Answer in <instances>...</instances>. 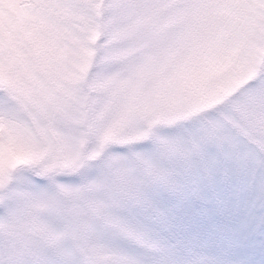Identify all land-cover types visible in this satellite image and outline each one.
Wrapping results in <instances>:
<instances>
[{"label":"snow or ice","instance_id":"6c2138e0","mask_svg":"<svg viewBox=\"0 0 264 264\" xmlns=\"http://www.w3.org/2000/svg\"><path fill=\"white\" fill-rule=\"evenodd\" d=\"M0 264H264V0H0Z\"/></svg>","mask_w":264,"mask_h":264}]
</instances>
